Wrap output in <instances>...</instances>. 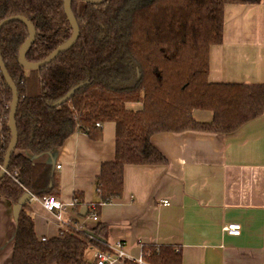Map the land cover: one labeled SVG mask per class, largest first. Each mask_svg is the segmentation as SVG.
Listing matches in <instances>:
<instances>
[{"label": "trees", "instance_id": "16d2710c", "mask_svg": "<svg viewBox=\"0 0 264 264\" xmlns=\"http://www.w3.org/2000/svg\"><path fill=\"white\" fill-rule=\"evenodd\" d=\"M260 1L106 0L91 4L71 0L79 28L77 41L35 71L25 70L18 59L29 37L27 25L20 21L5 25L0 30V53L18 96L17 143L0 179V197L12 205L26 191L37 198H57L58 177L49 165L36 164L31 156L51 152L75 132L99 139L96 123L113 122L116 127L115 159L103 164L95 182L101 202L110 203L121 195L124 166L167 163L151 144V135L188 130L228 134L263 115L264 85L208 80L209 49L223 40L224 6ZM12 16H22L33 25L34 40L24 54L28 64L43 61L72 36L64 0H0V22ZM11 103L12 91L0 71L1 166L12 140ZM130 103H140L142 108L129 110ZM194 110L210 111L212 121H196ZM27 210L25 203L16 222L11 264H90L89 248L105 246V226L100 223L88 224L85 233L62 229L54 238L38 239ZM88 217L86 211L83 218ZM142 249L149 264H179L171 249Z\"/></svg>", "mask_w": 264, "mask_h": 264}, {"label": "crops", "instance_id": "0c3cea01", "mask_svg": "<svg viewBox=\"0 0 264 264\" xmlns=\"http://www.w3.org/2000/svg\"><path fill=\"white\" fill-rule=\"evenodd\" d=\"M223 19L222 43L209 49V82L264 85V0L226 4ZM127 108L138 111L142 105ZM192 116L202 123L213 119L205 110ZM98 128L97 140L75 132L51 152L31 156L58 177L64 218L103 224L105 244L120 241L130 256L142 254L145 264L149 257L142 246L171 249L179 264H264V114L228 134L151 135L167 163L124 166L121 195L110 203L101 202L95 182L103 164L115 159L116 127L104 122ZM26 204L36 237L58 236L63 227L55 214L33 199ZM92 205L94 213L99 209L97 223L80 216L82 207L90 212ZM16 222L12 204L0 197V264H11ZM229 224L239 225L240 234L228 235Z\"/></svg>", "mask_w": 264, "mask_h": 264}, {"label": "water", "instance_id": "95a60500", "mask_svg": "<svg viewBox=\"0 0 264 264\" xmlns=\"http://www.w3.org/2000/svg\"><path fill=\"white\" fill-rule=\"evenodd\" d=\"M86 3H91V4H101L103 2H105L106 0H82ZM70 2L71 0H64V11L66 13V16L70 22V25L72 27V36L70 38V40L62 45L61 47L57 48L55 51H53L46 59H44L41 62L38 63H34V64H28L24 61V54L27 51V49L29 48V46L31 45V43L34 40V28L33 25L28 22V20L22 16H12L8 19H5L3 21L0 22V30L7 24H9L12 21H20L23 22L24 24L27 25L28 29H29V37L27 38V40L23 43V45L21 46L20 50H19V63L20 65L28 71H35L38 70L46 65H48L49 63H51L60 53L66 52L67 50H69L77 41L78 35H79V28L77 26L75 17L73 16L71 9H70ZM0 71L8 85V87L11 89L12 91V103H11V109H10V113H9V118H8V125L11 131V135H12V140L11 143L7 149L6 152V156L3 162V165L0 168V179L6 174L8 165H9V161L11 158V154L15 151L16 148V143H17V132L15 129V123H14V117H15V113H16V107H17V102H18V96H17V91L16 88L11 80V78L9 77L5 66L3 64L2 58H1V53H0ZM80 87V86H78ZM75 87L73 88L64 98H62L59 102L62 103L64 102L66 99H68L74 92L75 89L78 88ZM58 104V103H56ZM31 199V196L29 194V192H25L21 198L18 200V202L14 205H12V213H13V217L14 219L17 221L18 216H19V212L22 208V206L27 203L29 200ZM86 214V207H82L80 210V216H85ZM88 234V233H87ZM91 234V233H89ZM88 234V235H89ZM99 240V239H98Z\"/></svg>", "mask_w": 264, "mask_h": 264}, {"label": "built area", "instance_id": "2783aa9c", "mask_svg": "<svg viewBox=\"0 0 264 264\" xmlns=\"http://www.w3.org/2000/svg\"><path fill=\"white\" fill-rule=\"evenodd\" d=\"M96 127H101V123H96ZM1 168V165H0ZM56 168H59L57 166ZM28 192V191H27ZM31 199L40 202L43 209L49 212L57 213L58 221L60 222L63 230H74L76 232L85 233V226L74 223L72 219H66L62 215V210L64 209V205L54 196H45L43 198H37L32 193H30ZM163 204L168 205L169 202L167 200L162 201ZM94 209V208H93ZM93 209H90V217H88L89 223H93L98 220V216L92 212ZM224 230L228 235H239L240 234V226L237 224H229L224 227ZM88 235V234H86ZM94 246H91L93 248ZM88 253V252H87ZM87 256V254H86ZM143 255L139 257L130 256L126 250L125 246L122 242L116 241L115 243L105 244L104 248L94 249L92 255L87 257L90 264H122L123 262L137 263V264H145L143 261ZM200 264H203L201 262Z\"/></svg>", "mask_w": 264, "mask_h": 264}, {"label": "rangeland", "instance_id": "374dc122", "mask_svg": "<svg viewBox=\"0 0 264 264\" xmlns=\"http://www.w3.org/2000/svg\"><path fill=\"white\" fill-rule=\"evenodd\" d=\"M28 71V70H27ZM90 209H93V208H96V206H94V205H92L91 207H89ZM64 210L65 209H63L62 210V215H63V212H64ZM49 212V211H48ZM92 212H93V210H92ZM94 213V212H93ZM54 217L58 220V215H57V213L54 215ZM98 222V220L96 221V222H93V223H97ZM97 249H100V248H97ZM151 249L152 250H155L156 252H159V250L158 249H156L155 247H151ZM102 250V249H101ZM146 258H148V257H146ZM122 264H127L126 262H123ZM147 264H149V263H147Z\"/></svg>", "mask_w": 264, "mask_h": 264}]
</instances>
